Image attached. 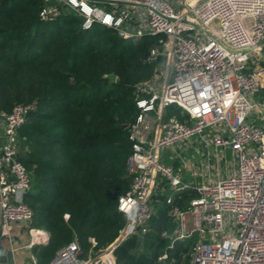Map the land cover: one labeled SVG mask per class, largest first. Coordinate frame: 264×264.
<instances>
[{
  "label": "built area",
  "instance_id": "1",
  "mask_svg": "<svg viewBox=\"0 0 264 264\" xmlns=\"http://www.w3.org/2000/svg\"><path fill=\"white\" fill-rule=\"evenodd\" d=\"M43 1L45 20L72 11L85 30L100 23L126 39L161 37L148 59L157 63L153 77L135 86L140 112L128 126L130 185L118 204L125 224L106 248L97 250L91 238L85 252L75 239L50 264H118L122 245L150 232L151 197L160 182L175 194L199 193L189 209L170 211L177 225L173 242L198 234L191 264H264V0H183L179 5L172 0ZM134 24L140 30L132 34L126 28ZM173 105L183 110L185 121L168 116ZM34 108L17 104L11 113H0V238L11 242L14 228L24 226L28 250L51 239L47 231L31 227L34 214L25 200L32 177L19 160L26 140L20 129ZM196 137L214 151L218 167L209 168L208 152L201 170L192 173L208 183L190 186L161 162V152ZM15 252L11 248L9 260L0 247V264H17Z\"/></svg>",
  "mask_w": 264,
  "mask_h": 264
},
{
  "label": "trees",
  "instance_id": "2",
  "mask_svg": "<svg viewBox=\"0 0 264 264\" xmlns=\"http://www.w3.org/2000/svg\"><path fill=\"white\" fill-rule=\"evenodd\" d=\"M43 7V0H0V113L35 106L20 129L26 140L19 160L32 177L25 200L34 214L31 227L51 235L32 253L37 264H50L75 239L85 252L91 238L97 250L106 248L125 224L115 195L130 185L132 143L124 125L139 115L135 86L153 77L157 63L148 59L161 37L126 39L100 23L85 30L72 11L45 20ZM173 115L187 119L176 105L168 109ZM198 197L186 190L172 204L165 199L139 241L141 251L118 264H191L198 234L173 242L177 225L170 211L187 210Z\"/></svg>",
  "mask_w": 264,
  "mask_h": 264
},
{
  "label": "rangeland",
  "instance_id": "3",
  "mask_svg": "<svg viewBox=\"0 0 264 264\" xmlns=\"http://www.w3.org/2000/svg\"><path fill=\"white\" fill-rule=\"evenodd\" d=\"M138 25L139 24H134L133 26H130L129 28H126V29L127 31L133 34L140 30V28H138ZM210 131H208L207 133L211 135L212 132ZM208 152L210 154V157L212 158L211 162L213 163V165H210L209 168H211V170L214 169V171H216V167H218V165H217L215 157L212 154L214 151L211 148L207 150L204 147V144L200 142L199 137L193 138L187 142L176 144L172 148H167V149L162 150L161 162L167 166L173 167L175 170V173L181 176L183 182L189 184L190 186L191 185L201 186L203 183H208L207 182L208 178L201 177V176L195 178L192 175V173L194 170H197V171L201 170V164L207 161ZM228 157H229L228 160H230V156ZM219 167H220V171H222L223 175H225L226 166L224 162H222V164ZM164 195H166V197L175 195V191L170 186H168L167 183L164 186ZM69 217L70 216L68 214L65 215L66 220H69ZM0 230H1V225H0ZM20 231L21 232L23 231L21 227L19 228L16 227V230H15L16 233L14 232V234H12V237H11L14 247L18 248L16 257L18 258V260L22 261L24 259L25 262L30 264V262L32 261L31 252L21 249V247L28 242L29 233L27 230L25 231V233H21V234L19 233V235H17L18 234L17 232H20ZM142 237L143 236L141 235H135L129 240H127L122 245L120 250L118 251L117 259H120V262L123 263L124 261H126L128 255L136 254L140 252L141 251L140 242L142 240ZM134 240L138 242L140 241V242L133 247L132 243ZM8 241L9 240L7 239L3 243V246L1 245V247H3V249L7 253H10V247L8 246Z\"/></svg>",
  "mask_w": 264,
  "mask_h": 264
},
{
  "label": "crops",
  "instance_id": "4",
  "mask_svg": "<svg viewBox=\"0 0 264 264\" xmlns=\"http://www.w3.org/2000/svg\"><path fill=\"white\" fill-rule=\"evenodd\" d=\"M182 1H183V0H172V2L175 3V4H177V5L181 4ZM260 96H263V97H264V90H262V92L260 93ZM163 185H164L163 182H160L159 184H157L156 189H155V191H154V193H153V195H152V197H151V205L153 206V209L155 210V212H156V210L162 205V203L164 202V200L168 198V197H166V195H164V189L162 188ZM158 205H159V207H158ZM156 208H157V209H156ZM16 227H17V228L21 227V229L23 230L22 232H21V231H20V232H17V233H18L17 235H19V233H20V234H21V233H25V231L28 230V228H26V227H24V226H16ZM16 227L14 228V232H15V230H16ZM14 232H13V234H14ZM15 233H16V232H15ZM28 233H29V232H28ZM6 240H7V239H1V238H0V247H1V245L3 246V243H4ZM11 243H12V244H11ZM28 243H29V240H28V242H27L25 245H23V246L21 247V249H22V250H27V251L31 252V260H32V261L30 262V264H37V259H36V257L33 255L32 250H28V249L26 248V246H27ZM8 246L10 247V253H7V252L3 249V247H1V248L5 251L6 254H8V259H9V260L12 259L11 248H14V249L16 250V252L14 253V257H15V261H16V263H17V264H29V263L25 262L24 259H23L22 261H21V260H18V258L16 257V255H17L16 253H17V249H18V248H15V247H14L12 240H11V242L8 241ZM18 251H19V250H18Z\"/></svg>",
  "mask_w": 264,
  "mask_h": 264
},
{
  "label": "water",
  "instance_id": "5",
  "mask_svg": "<svg viewBox=\"0 0 264 264\" xmlns=\"http://www.w3.org/2000/svg\"><path fill=\"white\" fill-rule=\"evenodd\" d=\"M107 78H108L109 80H111V81H114V82L117 81V77H116L115 75H109V76H107ZM128 126H129V125H124V128L127 129ZM115 195H116V196H120V193H119V192H116ZM78 242H79V244L82 246V244H83L82 241L79 240Z\"/></svg>",
  "mask_w": 264,
  "mask_h": 264
},
{
  "label": "snow or ice",
  "instance_id": "6",
  "mask_svg": "<svg viewBox=\"0 0 264 264\" xmlns=\"http://www.w3.org/2000/svg\"><path fill=\"white\" fill-rule=\"evenodd\" d=\"M76 2V0H73V3H75ZM88 9H85V11H87Z\"/></svg>",
  "mask_w": 264,
  "mask_h": 264
}]
</instances>
